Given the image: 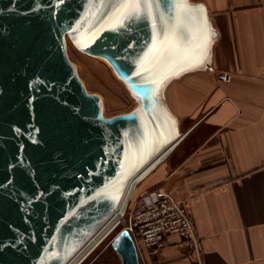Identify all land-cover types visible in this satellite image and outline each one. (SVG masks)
Listing matches in <instances>:
<instances>
[{
    "label": "water",
    "instance_id": "obj_1",
    "mask_svg": "<svg viewBox=\"0 0 264 264\" xmlns=\"http://www.w3.org/2000/svg\"><path fill=\"white\" fill-rule=\"evenodd\" d=\"M122 3L0 0V264H66L115 214L129 181L181 139L162 94L210 67L215 32L205 8L146 0L129 19ZM65 37L109 64L136 103L131 111L103 115ZM184 55L171 78L153 81ZM110 246L121 264H139L126 230Z\"/></svg>",
    "mask_w": 264,
    "mask_h": 264
},
{
    "label": "crops",
    "instance_id": "obj_2",
    "mask_svg": "<svg viewBox=\"0 0 264 264\" xmlns=\"http://www.w3.org/2000/svg\"><path fill=\"white\" fill-rule=\"evenodd\" d=\"M215 32L212 71L170 81L180 141L137 186L185 201L199 256L174 237L142 264H264V0H194ZM231 75L221 82L217 75Z\"/></svg>",
    "mask_w": 264,
    "mask_h": 264
},
{
    "label": "built area",
    "instance_id": "obj_3",
    "mask_svg": "<svg viewBox=\"0 0 264 264\" xmlns=\"http://www.w3.org/2000/svg\"><path fill=\"white\" fill-rule=\"evenodd\" d=\"M207 70L212 71V68L208 67ZM217 79L226 83L231 75L221 73ZM126 209L127 219L123 221L122 229L129 233L141 260L143 251L152 257L158 255L172 244L171 237L176 239L174 243L178 248L199 256V239L185 201L177 200L165 191H150L141 194L133 203H128Z\"/></svg>",
    "mask_w": 264,
    "mask_h": 264
},
{
    "label": "rangeland",
    "instance_id": "obj_4",
    "mask_svg": "<svg viewBox=\"0 0 264 264\" xmlns=\"http://www.w3.org/2000/svg\"><path fill=\"white\" fill-rule=\"evenodd\" d=\"M194 1V0H192ZM67 38L65 37V41ZM70 61L78 69L82 81L85 83L87 92L95 94L103 99L104 116L110 118L118 114H124L131 111L136 103L129 95L124 85L114 78L110 70L101 62L93 61L94 59L81 54L71 43H67ZM138 185H136L137 188ZM135 189L133 197L128 202L133 203L137 196ZM127 209L123 218L109 235V237L89 256L83 264H121L119 257L112 250L110 243L115 235L123 228V221L127 219ZM139 264L141 263L140 256Z\"/></svg>",
    "mask_w": 264,
    "mask_h": 264
},
{
    "label": "bare ground",
    "instance_id": "obj_5",
    "mask_svg": "<svg viewBox=\"0 0 264 264\" xmlns=\"http://www.w3.org/2000/svg\"><path fill=\"white\" fill-rule=\"evenodd\" d=\"M193 3H195V2H193ZM63 30H64V32L67 33V30L65 29V27L63 28ZM69 38L72 40V37H69ZM65 43H66V48L68 49V45H67L68 40H66ZM67 55L69 57L68 50H67ZM184 57H185V59H184ZM91 58L94 59L93 61L101 62L102 64H104L110 70V72L112 73L114 78L117 79V76L115 75V73L113 72V70L111 69L109 64L104 59H102L100 57H91ZM184 62L185 63L188 62L187 57L185 55L182 57H179V59L175 58V59L167 61L166 62L167 69L162 71V72L158 71V73L154 76L153 81L159 83L163 79L170 77L171 75H173L174 73H176L178 71V69L181 67V65L182 66L184 65L183 64ZM72 65L76 69L78 77H79L80 81L82 82L83 86L85 87V89L87 91L86 85L82 81L77 67L73 63H72ZM100 99H101V103H102V112L104 115V102H103V99L101 97H100ZM175 142L170 144V146L168 148H166L159 156H157L154 160H152L148 165H146L137 175H135L129 181L125 191L123 192L120 204H119L115 214L109 220H107V222L96 233H94V235L83 245V247L80 250H78V252L67 262L68 264H83L89 258V256L109 237V235L112 233V231L118 225L121 218H123L126 206H127L128 202L130 201V199L134 195L136 185H138L141 181H143L145 179V177L150 172H152L163 161V159H165L168 156V154L174 148Z\"/></svg>",
    "mask_w": 264,
    "mask_h": 264
},
{
    "label": "snow or ice",
    "instance_id": "obj_6",
    "mask_svg": "<svg viewBox=\"0 0 264 264\" xmlns=\"http://www.w3.org/2000/svg\"><path fill=\"white\" fill-rule=\"evenodd\" d=\"M142 4L146 6V0H123L121 15L129 19L137 18L141 14Z\"/></svg>",
    "mask_w": 264,
    "mask_h": 264
}]
</instances>
